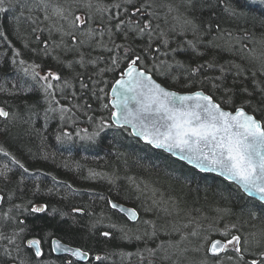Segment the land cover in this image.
I'll return each instance as SVG.
<instances>
[{"label": "trees", "instance_id": "1", "mask_svg": "<svg viewBox=\"0 0 264 264\" xmlns=\"http://www.w3.org/2000/svg\"><path fill=\"white\" fill-rule=\"evenodd\" d=\"M69 2L5 0L0 5V8L5 9L0 11V108L9 113L7 119L0 117V135H3L6 147L15 159L20 158L17 163L19 167L23 165L28 169V162L34 166L33 170L42 166V170L53 177L60 187L55 193L49 190L48 183L40 181L45 194H51L54 206L47 204L46 212L41 214L23 213L20 216V212L14 213V224L22 227L23 231L20 238L37 237L45 253L46 240L54 235L87 250L91 256L99 253L101 257L97 263L88 260L87 264H120L111 255L124 251L133 243V239L124 230L119 232L111 227L108 219L113 221L112 217L117 219L119 215L108 206L109 199L132 204L138 210L146 204L147 212L155 208L153 203H159L155 199H161L160 202L167 203L170 209L175 208L187 216L184 222L196 227L194 232L183 229L182 236L172 242L178 245L176 248L180 247L178 250L188 260L179 264L193 262L195 255L199 257L197 264L206 261V258L211 259L206 254L204 243L218 234L224 237L238 234L242 254L247 255L245 251L249 246L251 252L254 251L260 257L264 253V205L245 197L234 185L214 174L199 173L165 152L144 145L132 138L125 128L112 126L103 139L96 143L82 139L83 135L74 142L73 134L65 136L62 132L61 129L68 128L69 121L77 124L83 122L85 127L94 129L96 121L110 124L108 90L130 61L125 54L128 41L124 39V29L133 19V5L144 4L145 0H133V4H128L126 0H93L105 11L96 12L93 8V19L89 21L88 27L94 36L75 32V41L66 34L69 31L67 23L52 15V5L67 7ZM147 2L152 7L147 9L146 15L138 13L135 22L151 23L153 48H159V52L154 54V58L150 55L148 59H142L139 67L148 70L160 84L169 89L178 92L200 89L229 110L241 107L243 99L240 90L247 88L255 99L252 100V106L245 109L264 125V111H253L257 108L256 100L261 89H264V24L259 19L264 8L256 9L249 16L232 17L224 13L222 7H216L212 11V18L219 23L221 31L197 37L190 29L182 31L180 18L189 15L184 10L183 0ZM212 2L215 3V0ZM209 11L207 8L203 12L198 11L197 21L207 20ZM46 16L48 19H45ZM117 19L124 21L119 31L115 27ZM161 33L164 35L161 36ZM146 40L147 37L137 38L132 42V47L140 52L145 48ZM161 41H167L169 47H165ZM189 42L196 44L197 52L202 55L187 49ZM210 43L215 46L209 48ZM117 45L124 47L118 48ZM178 45L186 50L175 55L171 49ZM114 59L116 63H113ZM16 63L24 67L33 63L40 69L53 66L60 76L55 88L60 84L69 88L68 91L62 89L64 96L59 93L55 94V98L51 97L50 89L36 76L31 77L33 82H28L27 74L20 73ZM210 63L212 67H208ZM201 64L205 67L191 76V69ZM168 65L171 68L165 67ZM210 81L221 86L213 88ZM58 99L64 105L63 110L59 109L63 111L61 113L55 110ZM56 119L63 121L61 126H57ZM0 173V190L4 198L9 193H19L18 198L12 196L11 204L25 203L24 194L35 187L37 180L27 182L12 173L6 174L2 163ZM40 197L37 202L42 201L43 197ZM3 211L5 209L0 207V233L4 232V235L11 236L18 243L19 237L9 235L14 226L4 221ZM98 213H102L101 218L97 216ZM98 219L109 223L103 226L110 233L109 237H105L100 226L95 225ZM170 219L166 218L168 222L162 221L161 226L153 230L154 235H160L170 227L181 229L178 221ZM146 231H143L142 237L149 241ZM152 240L150 244L160 242ZM4 245H7L5 249L10 250L12 256H18L14 258L18 264H45L41 261L43 258L35 257L31 250L23 249L20 254L13 244L0 241V249ZM158 252L160 255L161 251ZM159 255L156 254V258ZM168 257L177 262L175 257ZM123 259L127 263L134 258ZM54 264L79 263H66L58 258Z\"/></svg>", "mask_w": 264, "mask_h": 264}, {"label": "snow or ice", "instance_id": "2", "mask_svg": "<svg viewBox=\"0 0 264 264\" xmlns=\"http://www.w3.org/2000/svg\"><path fill=\"white\" fill-rule=\"evenodd\" d=\"M126 2L133 4V0H126ZM4 3L5 0H0V5ZM116 7L120 6L116 5ZM133 7L134 11L131 13L133 19L129 20L124 29V39L128 41V50L125 54L130 60L124 75L128 79L127 81L117 80L112 89L116 93V102L112 106L118 111L113 113L111 124L101 121L90 134L82 139L96 143L103 139L104 134L113 124H119L121 121L124 124L131 123L133 128L140 129L138 134L144 135L147 143L157 147L177 148L181 152H190L221 170L222 174H227L238 180L247 192L264 201V125L245 111V107L252 106V100L255 99L254 94L247 88L241 89L240 95L243 103L241 107L235 108V114H232L224 111L221 105L214 101L212 95H205L202 92H196L194 95H178L156 83L148 70L139 69L142 59L146 60L150 55L154 58V54L159 52V48H153L151 23L135 22L137 14L146 15L147 9L151 8L152 4L145 0L144 4L133 5ZM183 7L189 15L180 18L183 26L182 31L186 32L190 29L194 35L199 37L201 34L221 31L219 23L212 18V11L216 7H222L223 12L232 17L249 16L256 9L264 8V0H215V3L212 0H183ZM93 8L96 12L105 11L104 8L94 4L93 0H70L67 7L52 5V15L67 23L69 31L66 34L71 35L75 41V32H84L88 36H94V32L88 27L89 21L93 19ZM205 8L210 10L208 19L197 21L196 13L203 12ZM0 11H5V9L0 8ZM255 18L253 17V19ZM45 19L48 17L46 16ZM259 19L264 24V12H261ZM123 24V20L117 19L115 25L117 31ZM160 35L163 36L164 33ZM144 37H147L145 48L137 52L132 47V42L137 38L143 39ZM161 43L165 47H169L167 41H161ZM214 46V43L208 45L209 48ZM117 47L123 48L124 46L117 45ZM187 49H191L196 55H202L197 52V45L194 43L189 42ZM183 50L186 49H181L179 45L177 48L171 49L175 55ZM113 63H116L115 59ZM161 63L163 64V62ZM177 63L179 64V62ZM180 66L183 67L182 64ZM212 66L211 63L208 65V67ZM165 67L171 68V65ZM204 67L205 65H198L196 68H192L189 74L195 76ZM262 67H264V62H262ZM35 75L39 76V73H35ZM49 77L53 80L60 79V76L52 72L40 78L47 80ZM210 83L213 88L221 86L214 81H210ZM49 87L51 88L52 85L49 84ZM129 101H134L137 105L135 113L130 110ZM256 105L257 108L253 111H264V89H261ZM8 116L9 113L0 108V117L7 119ZM67 135L66 133L65 136ZM148 136L152 138L148 139ZM4 155H8V153L5 152ZM113 207H117V205H113ZM40 211H42L40 207L32 208V212ZM130 211L132 215H135L134 210ZM103 235L109 237L110 233L104 232ZM192 235H196V233H192ZM0 241L15 244L13 239L3 233H0ZM240 242L239 236L227 239L226 243H222L219 239L212 240L205 251L212 257H218L221 252L227 249V245H232L235 252L242 253V249L237 246ZM52 243L53 251L70 252L71 256L78 260L88 259L87 251H82L79 248L68 249L58 241ZM28 247L34 250L36 257L43 256L40 240H29ZM96 259L100 258L96 257ZM5 260L15 264L11 251L0 249V262ZM251 264H264V253L261 254L260 260L253 259Z\"/></svg>", "mask_w": 264, "mask_h": 264}, {"label": "rangeland", "instance_id": "3", "mask_svg": "<svg viewBox=\"0 0 264 264\" xmlns=\"http://www.w3.org/2000/svg\"><path fill=\"white\" fill-rule=\"evenodd\" d=\"M24 5L26 6V4H24ZM19 61L21 62L20 59H19ZM129 63H130V61L128 62V64ZM16 66L18 67L17 70H19L20 73L23 72V73L27 74V76H28V80L27 81L28 82H33L31 77L32 76H36L35 73H39V76H36V78H38L43 84L46 85V87L48 89H50L49 94L53 98H55V94L59 95V93L61 94L60 96H64L65 95L64 91H66V90L68 91V89H69V88L68 89L64 88L60 84H58L56 86V88H55V84L57 83L58 80H53V79H51V77H49L47 80H44V79L40 78V77L46 76L49 72L55 73L56 75L59 76L58 71L53 69L54 68L53 66L52 67H48L47 66L45 69L37 68V67H35V65H33V63H29V65L26 66V67H24V65L20 66V64L16 63ZM33 68H34V71H33ZM139 69H140V67H139ZM118 75H119L118 78H120L121 75L120 74H118ZM61 77H63V76H61ZM118 78H116V79H118ZM155 81L157 83H159L157 80H155ZM49 84L52 85L51 88L49 87ZM160 85H162L164 88H168V87H165L163 84H160ZM110 90H111V85H110V88L108 90V97H109L108 98V107L109 108H110L109 102H110V99H111V97L109 96ZM170 90H172V89H170ZM172 91L176 92V93L178 92V91H175V90H172ZM199 91H201L202 93H205L206 95H209L207 92H204V91H202L200 89L199 90L188 91V92H179V93H191V92H199ZM56 102L58 104H60V106L58 104H56L55 110H57L58 113L63 112V111H60L59 109L63 110L64 105L60 102L59 99ZM222 108H223L224 111L230 112L232 114L234 113V109L229 110V109L224 108V107H222ZM236 108H238V107H236ZM245 111L248 114L253 115L257 120H259L253 113L249 112L246 109H245ZM69 113H71V112H69ZM111 114H112V108H110V111H109V119L111 117ZM60 118H62V117H60ZM56 122L58 123L57 126H61L62 123H63V121H61L60 119L57 120ZM82 123L83 122H81L80 124H77L74 121H69L68 128H66L64 130L61 129V130H62V132H64V134H66V133L68 135L73 134L72 135V138H73L72 140L75 142L78 139H80L82 135L85 136L87 134H90L93 131V129H94V127H92V128H88V126L85 127ZM98 123L99 122L96 121L94 123V126L96 127V125ZM74 124L77 125L78 127H75ZM110 124H111V119H110ZM261 124H263V123H261ZM112 126H115V125L113 124ZM115 127H118V126H115ZM119 128L127 129L132 138L138 139L136 137H133L131 132H130V130L128 128H126L125 126L124 127L119 126ZM78 133H79V135H77ZM138 140L141 142L140 139H138ZM79 141H81V140H79ZM3 143H4V145H3ZM5 143L6 142H5V139H4L3 135H0V164L2 163L3 166L5 167L6 174H11L12 173L11 175H13L15 177H21V179H26L27 182H29L30 180H33V179L37 180V183H36L35 187L32 190H29V191L27 190V194H24V195H26L24 197L25 198L24 200L26 201L25 203H21V202L20 203L19 202L16 203V202H14L13 204H11L12 201H10V200H11L12 196L15 197V198H18L19 193L18 194H15V193H11L10 194L9 193L7 195V198L5 199L4 195L2 194V191L0 190V207L5 209V211H3L4 213H2L4 215L3 216L4 217V221L11 222L13 224V226H14V230H12L11 234H9V235L17 236V237L20 238V236L23 234V231H22V227L19 228L17 226V224H14L15 223V221H14L15 220L14 213H19L20 212V216H21V214H23V213L27 215V214H30V213L41 214L42 212H46L45 208H46L47 204H49L51 207L54 206L52 204L54 202V200H52V198L50 197L51 194L47 195L48 192L45 194V192L42 190V187H41L40 183L41 182L43 184H44V182L48 183L47 185H49V190L52 189L55 193H56V189H58L60 187L58 186L59 184L56 183V180L54 181L53 177L49 176L44 170H42V166L40 167V169L33 170L34 166H32L31 162H28L30 165H29L27 171H25L26 168H24V167L20 168L19 165L17 164V163L20 162V158H18L16 160L15 157L9 152V149L6 147L7 145H5ZM5 152H7L8 155H4ZM170 157L172 159H175L171 155H170ZM16 158H17V156H16ZM175 160H177V159H175ZM177 161H179V160H177ZM180 161L183 162L182 160H180ZM6 163H7V165H6ZM183 163L186 166H188L190 169L192 168V169L196 170L199 173L203 172V171L202 172L198 171L192 165L190 166V165H188L185 162H183ZM6 166L8 168H6ZM13 171H15V172H13ZM203 173L210 174V175H213V174L216 175L220 179L225 180L228 183H230V184L234 185L235 187H237L238 189H240V191L243 193V195L245 197L253 199V200H255L257 202H260L261 204L264 205V202L260 201V199H257V198L251 196L248 193L246 194L245 191L236 183V181L234 182L232 180L226 179L225 177L223 178L222 176H220L219 174H217L215 172H213V173H211V172H203ZM46 177H48V178H46ZM103 177L105 178L104 175H103ZM47 189H48V186H47ZM73 191H75V190H73ZM84 192L85 191L83 190V193ZM27 195H28L29 198H27ZM40 196L43 197L42 201L37 202L38 199L41 198ZM155 200L159 201V203L158 202H156L158 204L153 203L154 204L153 206L155 208L150 210V211L156 212L158 214V215L156 214V216H158V217H161L162 215H165L164 216L165 218L170 217V218L173 219L171 214L167 213L168 204L167 203L160 204L161 203L160 202L161 199H155ZM155 200H153V201H155ZM113 205H117V207H113ZM108 206H110V208L116 214L119 215V216L117 215L119 217L117 219L112 217L113 221L108 219V221L111 223L110 224L111 227H115V230L119 231V232H123L122 230H124V232L127 233L128 235H130V237L132 236V239H133L132 240L133 241L132 244L127 246L124 251H121V252L118 253V257H120L119 258L120 260H124L123 258L130 260L131 257H133L136 260L132 259V260H130V262L122 263V264H161L160 263V261H162L160 259V258H162V253L161 252H163V254L165 255V253H167L166 252L167 250H164V251L162 250L160 252V255H159L158 254L159 253L158 249L161 248V246H160L161 243L160 242H157V244H156V242L153 243V244L149 243L153 239L152 238L153 235H154L153 230H155L156 225L158 224V221L160 219L157 221V219H155L154 217H151L150 219H147V220H145V217L142 218V216H144V215H142V212L145 214L147 212V210H148V208L146 207V204H145V206L144 205L140 206L139 210H138L132 204L130 205V204H126V203H123V202L114 201L112 199H109ZM34 207H40V208H42V211H40V212H32V208H34ZM119 207H121L123 210L125 209V211H127L128 213H125L123 210H120ZM130 210H134L135 215H132ZM21 211H23V212H21ZM76 211L80 212L79 210H76ZM158 211H160V212L162 211V212H164V214H162V213L160 214V212H158ZM101 215H102V213H98L97 216H99L101 218ZM21 221L23 222L24 220H22V218H21ZM95 223H96L95 225H99L100 226L99 229L102 230V232H106L105 231L106 229L103 228V226H105V225H107L109 223L101 222V220H99V219L96 220ZM143 223L145 225H150L151 226L150 232L148 231L149 229L146 231L147 235L150 238L149 241H147L146 238L142 237V235L144 233L143 231L146 230V227L143 225ZM3 234H4V232H3ZM233 236H239V235L238 234H233V235H229L227 237H224V235L221 236V234H218L216 236L210 237L209 239L205 240V243H204L205 249L208 246V244L211 243L212 240L219 239V240H221L222 243H226L227 239H231ZM9 237L12 238L11 236H9ZM32 239H38V238L35 237V236H32L31 238H23L22 237V238H20L19 241H17L18 243L13 244L14 248L20 254H22L21 252L23 251V249L31 250L34 253V250L30 249L28 247V241L32 240ZM119 239H121V238H119ZM46 241L47 242L45 243V251H46L45 252L46 253L45 256H44L45 253L43 252L44 251L43 244L41 242V250L43 252V256L44 257L42 256V257H39V258H43V259H41L42 263H45V264L52 263V264H54V263H57L58 258H61L66 263H71V261H73V263L77 262L79 264H87L89 262L88 260H90L92 263H97L98 262L96 257L98 256L99 253L93 255V257H92L91 254L86 250L88 252V259L78 260L75 257L71 256L70 252L61 251V250L53 251V243L52 242L53 241H58L63 247H66L68 249L74 250L76 248H79L82 251H85L82 248H80L79 246H76V245L74 246V245L68 243V241L61 240V239H59L58 237H56L54 235L53 236H49ZM240 241H241V238H240ZM4 243L7 244L6 241H4ZM247 245H248V243H246V246ZM237 246L241 248V242ZM5 248H8L7 245H4V248H1V249H5ZM156 254L159 255V258H156V256H155ZM206 254L209 255L212 260L210 258L209 259L206 258V261L202 262L201 264H226V263L228 264V263L233 262V261H235L237 263L239 260H242L243 264H251V261L253 259H256V260H260L261 259V255H260V257H258V255L254 251L251 252V250H249V246L247 247V251H245V254H247L246 256L243 255L242 253L235 252V250L232 248V245H227V249L224 252H221L218 257H212L210 254H208V253H206ZM34 255H35V253H34ZM12 257L15 258V259L18 258L17 255H15V256L13 255ZM165 257L169 258L168 256H165ZM119 259H117V261ZM17 260L19 262H21L22 258H21V260L20 259H17ZM6 261H7L6 264H11V261H8V260H6ZM15 264H18V262H16V260H15Z\"/></svg>", "mask_w": 264, "mask_h": 264}, {"label": "bare ground", "instance_id": "4", "mask_svg": "<svg viewBox=\"0 0 264 264\" xmlns=\"http://www.w3.org/2000/svg\"><path fill=\"white\" fill-rule=\"evenodd\" d=\"M140 70H145V69H142V68H140ZM123 71V70H122ZM149 73V72H148ZM151 76H152V78H153V80L155 81L156 80V78H154L153 77V75H152V73H149ZM120 75H121V73H120ZM117 80V79H116ZM116 80H114L112 83H111V87H112V84L116 81ZM185 94H188V93H185ZM216 102V101H215ZM263 125V124H262ZM144 144V143H143ZM144 145H146V144H144ZM148 145V144H147ZM146 145V146H147ZM150 146V145H149ZM151 147V146H150ZM152 148V147H151ZM154 149V148H153ZM155 150H161V149H155ZM161 151H163V150H161ZM163 152H165V151H163ZM166 153V152H165ZM167 155H169L168 153H166ZM17 160V159H16ZM149 203V202H148ZM162 203V202H161ZM141 204H143L142 202H141ZM162 204H164V203H162ZM144 206H145V204H143ZM167 213H169V214H171V216L176 220V221H178L180 224H181V229H179V228H177V227H170V228H167V230H164V231H162L161 232V234L160 235H153V239H155V240H160V243H161V248H160V250L159 251H164V250H167L166 252L167 253H165V255L163 254V252H161L162 253V258H163V260L162 261H160V263L161 264H179V263H185L184 261H188V260H186L187 259V257H185V256H183V253L181 252V250H178V248H180V247H178V248H176L175 246H178V245H173V241L174 240H176V239H178L179 238V236H182V234H183V229H191L192 230V232H194V231H196V227L195 226H192V225H190V224H188V223H186V222H184V219H186V217L187 216H185L183 213H181V212H179L177 209H175V208H171L170 209V207H169V205H168V210H167ZM156 212H153V211H151V212H146L145 214L142 212V215H144L143 217H145V218H148V219H150L151 217H154L155 219H157V221H158V224L156 225V228L158 227V226H161V222L162 221H164V220H166V218L164 217L165 215H162L161 217H158V216H156ZM162 214H164V213H162ZM158 215V214H157ZM160 216V215H159ZM168 219L169 220H171L170 219V217H168ZM166 222H168L167 220H166ZM151 224V223H150ZM143 225L146 227V230H148V228L150 229L151 228V226L150 225H145L144 223H143ZM169 225H171V224H169ZM172 226V225H171ZM155 228V229H156ZM146 233V232H145ZM146 235H147V233H146ZM171 246V247H169V245ZM250 249H252V248H249V250ZM196 253V252H195ZM194 254V253H193ZM172 256V257H175L176 258V261L177 262H173V261H171V259L170 258H166L165 256ZM93 257V256H92ZM97 257H101L100 255H98ZM111 258H113V260L115 259V260H117V259H119L120 257H118V255L117 254H113V255H111ZM248 258V257H247ZM198 260H199V257L197 256V255H195V257L193 258V262L191 261V262H189V264H197V262H198ZM72 263H73V261H71ZM119 263L120 264H122V263H126V262H124V261H122V260H120L119 259ZM229 264H243V261L242 260H239L237 263L235 262V261H233V262H230Z\"/></svg>", "mask_w": 264, "mask_h": 264}, {"label": "water", "instance_id": "5", "mask_svg": "<svg viewBox=\"0 0 264 264\" xmlns=\"http://www.w3.org/2000/svg\"><path fill=\"white\" fill-rule=\"evenodd\" d=\"M127 71V67L123 70L122 74H121V77L118 78L117 80H125L127 81V77L124 75V73ZM153 79V78H152ZM116 80V81H117ZM116 81L112 84V87H111V90H110V93H109V96L111 97L110 99V102H109V106L110 108H112V114H111V123H112V119H113V113L114 112H117L118 109L114 108L112 105L114 102H116V93H114L112 91L113 87L115 86L116 84ZM156 82V81H155ZM157 83V82H156ZM162 86V85H161ZM163 87V86H162ZM168 91H171L173 92L172 90L166 88ZM201 92V91H199ZM196 92H191V93H188V94H185V93H179L177 92L178 95H194ZM205 94V93H203ZM206 95V94H205ZM129 108L130 110L135 113V110L137 108V105L135 104L134 101H129ZM223 109V108H222ZM235 114V112L233 113ZM134 122V121H133ZM115 126H122V127H126L130 130L131 134L133 137H136L138 139L141 140L142 143L144 144H148L150 145L152 148L154 149H161L163 151H165L166 153L170 154L173 158L177 159V160H182L183 162L187 163L188 165H192L195 169H197L198 171L200 172H215L217 174H219L220 176H222L223 178L225 177L226 179H229V180H232V181H236V183L245 191V193L247 194H250L249 192H247L245 189H244V186L238 181V180H235L231 177H229L227 174H222L221 170L219 169H216L213 165H211L209 162L207 161H204L202 158H197L196 155L190 153V152H181L179 149L177 148H171L169 149L168 147H157L155 146L154 144H149L146 142V139H145V136L142 135V134H138L140 132V129L137 127V128H133L131 123L129 124H124L123 121H121L119 124H114ZM152 137L151 136H148V139H151ZM251 195V194H250ZM253 196V195H251ZM257 199H260L258 196H253ZM261 201V200H260ZM264 202V201H262ZM120 210H123L121 207H119ZM125 213H128L127 211H125V209L123 210ZM77 249V248H76Z\"/></svg>", "mask_w": 264, "mask_h": 264}]
</instances>
